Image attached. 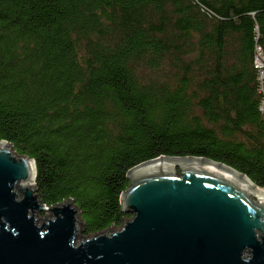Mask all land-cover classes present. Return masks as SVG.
I'll return each instance as SVG.
<instances>
[{
    "label": "trees",
    "instance_id": "obj_1",
    "mask_svg": "<svg viewBox=\"0 0 264 264\" xmlns=\"http://www.w3.org/2000/svg\"><path fill=\"white\" fill-rule=\"evenodd\" d=\"M258 44L264 0H0V140L35 160L41 203L84 211L87 235L133 216L126 173L161 154L264 190Z\"/></svg>",
    "mask_w": 264,
    "mask_h": 264
},
{
    "label": "water",
    "instance_id": "obj_2",
    "mask_svg": "<svg viewBox=\"0 0 264 264\" xmlns=\"http://www.w3.org/2000/svg\"><path fill=\"white\" fill-rule=\"evenodd\" d=\"M13 149L0 140V264H264V192L226 163L161 154L136 165L119 196L133 216L83 237L84 211L71 197L41 203L35 160ZM37 209L54 217L38 225Z\"/></svg>",
    "mask_w": 264,
    "mask_h": 264
},
{
    "label": "built area",
    "instance_id": "obj_3",
    "mask_svg": "<svg viewBox=\"0 0 264 264\" xmlns=\"http://www.w3.org/2000/svg\"><path fill=\"white\" fill-rule=\"evenodd\" d=\"M263 51L264 49L262 48V46L258 44L256 46V51L254 52V55H255L254 67L257 68L258 74H259V77H258L259 85H260L259 92L263 94V100L260 103V105H261L262 111L264 112V53Z\"/></svg>",
    "mask_w": 264,
    "mask_h": 264
},
{
    "label": "rangeland",
    "instance_id": "obj_4",
    "mask_svg": "<svg viewBox=\"0 0 264 264\" xmlns=\"http://www.w3.org/2000/svg\"><path fill=\"white\" fill-rule=\"evenodd\" d=\"M256 200V199H255ZM257 201V200H256ZM34 216H36V218H38V225L39 224H42L44 222L45 219L47 218H53L54 215H52V212H50L49 210H38L35 212ZM82 219V218H81ZM81 236L83 237H87L88 235L84 233V228H83V231L81 233ZM78 239V242H80V239H79V236L77 237Z\"/></svg>",
    "mask_w": 264,
    "mask_h": 264
},
{
    "label": "bare ground",
    "instance_id": "obj_5",
    "mask_svg": "<svg viewBox=\"0 0 264 264\" xmlns=\"http://www.w3.org/2000/svg\"><path fill=\"white\" fill-rule=\"evenodd\" d=\"M246 177H247V176H246ZM247 178H248V177H247ZM248 180H249V178H248ZM249 181H250V180H249ZM21 182H22V181H20V182L18 183V185H20V184H21ZM30 186H31V185H28V188H30ZM260 190H261V189H260ZM262 191L264 192V190H262ZM250 196H251V197H253L254 199H256L257 201H259V198H258V196H255V195H254V194H252V193L250 194Z\"/></svg>",
    "mask_w": 264,
    "mask_h": 264
}]
</instances>
